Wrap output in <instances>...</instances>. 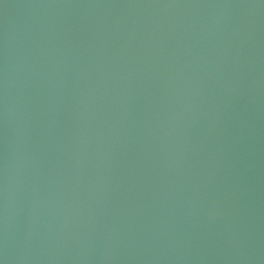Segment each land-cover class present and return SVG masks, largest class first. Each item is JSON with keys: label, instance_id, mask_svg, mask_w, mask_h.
<instances>
[{"label": "water", "instance_id": "water-1", "mask_svg": "<svg viewBox=\"0 0 264 264\" xmlns=\"http://www.w3.org/2000/svg\"><path fill=\"white\" fill-rule=\"evenodd\" d=\"M0 264H264V0H0Z\"/></svg>", "mask_w": 264, "mask_h": 264}]
</instances>
